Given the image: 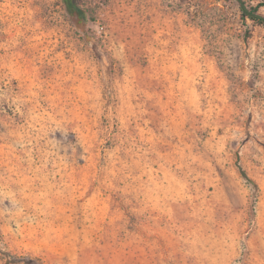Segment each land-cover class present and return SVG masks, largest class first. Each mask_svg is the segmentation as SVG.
<instances>
[{
    "label": "rangeland",
    "instance_id": "rangeland-1",
    "mask_svg": "<svg viewBox=\"0 0 264 264\" xmlns=\"http://www.w3.org/2000/svg\"><path fill=\"white\" fill-rule=\"evenodd\" d=\"M77 4L0 0V264H264V23Z\"/></svg>",
    "mask_w": 264,
    "mask_h": 264
},
{
    "label": "trees",
    "instance_id": "trees-1",
    "mask_svg": "<svg viewBox=\"0 0 264 264\" xmlns=\"http://www.w3.org/2000/svg\"><path fill=\"white\" fill-rule=\"evenodd\" d=\"M238 1H239V7L241 11V17L243 19L248 18L259 24L264 23V14L257 11V6L246 5L243 0H238ZM63 2H64L67 12L71 16L76 17V19L79 22L82 20L84 21L85 14L82 8H80V6L77 4V0H63ZM240 172L246 179H248L254 186H256V183L247 176V174L242 168H240Z\"/></svg>",
    "mask_w": 264,
    "mask_h": 264
}]
</instances>
